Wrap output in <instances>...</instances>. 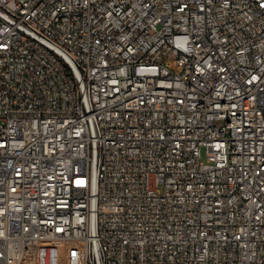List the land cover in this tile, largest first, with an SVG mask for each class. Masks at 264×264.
<instances>
[{
    "label": "built area",
    "instance_id": "obj_1",
    "mask_svg": "<svg viewBox=\"0 0 264 264\" xmlns=\"http://www.w3.org/2000/svg\"><path fill=\"white\" fill-rule=\"evenodd\" d=\"M57 244L264 264V0H0V264Z\"/></svg>",
    "mask_w": 264,
    "mask_h": 264
},
{
    "label": "rangeland",
    "instance_id": "obj_2",
    "mask_svg": "<svg viewBox=\"0 0 264 264\" xmlns=\"http://www.w3.org/2000/svg\"><path fill=\"white\" fill-rule=\"evenodd\" d=\"M73 247L60 244L44 246L38 254L39 264H82L81 253Z\"/></svg>",
    "mask_w": 264,
    "mask_h": 264
}]
</instances>
